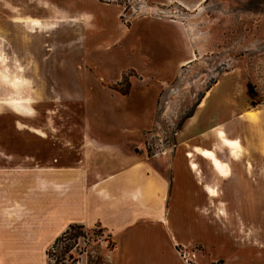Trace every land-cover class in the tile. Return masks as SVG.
I'll return each mask as SVG.
<instances>
[{
  "label": "crops",
  "instance_id": "0c3cea01",
  "mask_svg": "<svg viewBox=\"0 0 264 264\" xmlns=\"http://www.w3.org/2000/svg\"><path fill=\"white\" fill-rule=\"evenodd\" d=\"M205 1L143 0V7L157 15L159 6L196 11ZM82 2L80 12L58 10L79 29L84 51L121 46L136 22L150 20L162 25L149 39L152 58L166 49L169 55L159 64L163 70L184 64L179 59L186 34L179 22L145 16L127 26L121 20L123 6ZM137 47L144 49L142 43ZM135 86L131 82L132 91ZM150 90L142 106L151 113L160 91ZM207 109L201 103L176 134L172 149L152 156L137 134L140 128L89 122L81 126L86 138L38 140L34 146L46 149L34 150L31 157L20 150L12 162L0 160V243L27 261L38 245L52 244L78 225L108 232L115 243L110 264H185L177 247L190 245L201 246L189 258L193 263L264 264V238H248L244 221L248 211L264 209V132L249 121L250 111L236 119L247 121L239 128L232 121L215 125L212 116L202 125L199 119ZM218 129L239 141L243 151L238 157L218 137ZM200 150L213 151L228 165V174H220ZM215 239L228 249L217 258L211 253Z\"/></svg>",
  "mask_w": 264,
  "mask_h": 264
},
{
  "label": "rangeland",
  "instance_id": "374dc122",
  "mask_svg": "<svg viewBox=\"0 0 264 264\" xmlns=\"http://www.w3.org/2000/svg\"><path fill=\"white\" fill-rule=\"evenodd\" d=\"M105 1L123 6L121 20L127 26L145 16L179 22L186 34L179 59L184 64L163 70L159 64L169 55L166 49L152 58L149 39L162 25L150 20L136 22L121 46L84 51L79 29L58 10L80 12L82 0H0V160L12 162L20 150L31 157L45 148L34 146L38 140L86 138L81 126L89 122L140 128L137 134L152 156L172 149L201 103L208 107L199 119L202 125L212 116L215 125L232 121L239 128L247 121L236 119L250 111L249 121L264 132V0H206L196 11L171 4L159 6L157 15L143 7V0ZM152 88L160 93L150 113L142 103ZM118 92L132 95L121 99L115 97ZM11 99L34 103L15 107L7 104ZM239 145L234 157L243 151ZM247 215L248 238H264V209ZM108 238L103 229L85 230L72 252L75 264H110ZM52 244L38 245L26 261L1 242L0 264H47ZM211 244L213 257L228 250L218 239ZM200 249L177 247L185 264H197L189 258Z\"/></svg>",
  "mask_w": 264,
  "mask_h": 264
},
{
  "label": "trees",
  "instance_id": "16d2710c",
  "mask_svg": "<svg viewBox=\"0 0 264 264\" xmlns=\"http://www.w3.org/2000/svg\"><path fill=\"white\" fill-rule=\"evenodd\" d=\"M77 230L78 232H76ZM82 237L85 238V229L83 226H70L63 235L55 240L50 249L46 252L48 259L47 264H67L69 259L72 260V264H75L78 260L73 256L72 252L78 247V240ZM108 241L110 250H113L115 248V243L111 238H108Z\"/></svg>",
  "mask_w": 264,
  "mask_h": 264
},
{
  "label": "bare ground",
  "instance_id": "6f19581e",
  "mask_svg": "<svg viewBox=\"0 0 264 264\" xmlns=\"http://www.w3.org/2000/svg\"><path fill=\"white\" fill-rule=\"evenodd\" d=\"M17 22H22L21 20H16ZM28 104V105H33V101L31 99H27L25 101H20L19 99H11L9 100V102L7 104L11 105V106H20L21 104ZM223 134V135H221ZM218 136L221 138V140L228 146L231 148V154L233 156H236L238 153V149L240 148V145L238 143V141L236 140H230L229 138L226 137L225 132L224 131H220L218 133ZM198 151V149H197ZM201 154L204 155L205 157L209 158L212 163L214 164L215 168L217 169V171L222 174V175H226L229 172V167L227 164L223 163L218 157L217 155L213 152V151H208V150H200ZM195 167V165H194Z\"/></svg>",
  "mask_w": 264,
  "mask_h": 264
},
{
  "label": "snow or ice",
  "instance_id": "6c2138e0",
  "mask_svg": "<svg viewBox=\"0 0 264 264\" xmlns=\"http://www.w3.org/2000/svg\"><path fill=\"white\" fill-rule=\"evenodd\" d=\"M221 135H223V134H221Z\"/></svg>",
  "mask_w": 264,
  "mask_h": 264
}]
</instances>
